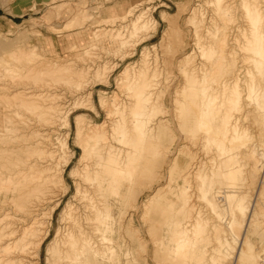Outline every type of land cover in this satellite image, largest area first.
<instances>
[{
	"label": "rangeland",
	"instance_id": "374dc122",
	"mask_svg": "<svg viewBox=\"0 0 264 264\" xmlns=\"http://www.w3.org/2000/svg\"><path fill=\"white\" fill-rule=\"evenodd\" d=\"M58 3L59 5L61 4V7H59ZM212 5V0H56V2L55 0H0V126L4 127L2 120L3 102L9 98L13 99L15 97V100H17L23 97H20L22 87L19 86V82L22 84L27 82V84H34L35 86L36 84H42L44 81H52L57 87L50 89L51 91L49 90L48 93H54V95L58 96L62 112L68 111L67 124L65 123L64 126L55 130L58 133L54 136L58 135L59 139L64 138L63 134L68 132V148L65 153L67 157H70V160L65 167L66 171L63 172L64 182L57 183L52 192L61 190L65 186L67 189L60 196L59 203L52 212L48 233L38 247L37 253L32 249H30V252L25 253L26 264H56V244L53 239L57 229L62 227L60 211L67 199H71L74 192L73 174L69 175V172L74 170L77 159L81 154V149L77 143L80 137L76 135L74 118L76 116L81 117L84 123L87 122L89 124L103 121L106 117V111L103 107H100V98L106 99L108 105H110L109 100L113 96L116 97L115 103L121 102L123 99L126 100V95L124 96L125 93L122 90L123 87H118L117 83L124 81L126 85L130 81L135 80L152 81V84L155 85L153 96L157 95L154 96V99H151L152 107L150 111H152V117L150 115L142 117L148 118V122L142 126L144 128L143 136L141 137L140 134L130 154H135L134 156L137 159L128 165L129 170L127 172L130 173L125 172L128 175H125L127 183L114 194L118 201L115 207L111 209L113 217H110L111 225L106 232L109 244L105 247L104 255L99 254L100 256L97 255L92 259L93 263L264 264V198L259 196L258 192V190L264 192V187L260 188L257 185L259 184V178H256V175H250L248 172L250 159L245 154L241 155L257 143L258 138L263 133V121L258 113L255 115L247 113L245 117H242L239 110L240 106H242L241 103L242 101L243 103L249 102L251 97L245 96V100L241 99V101L234 102V104L232 102V105H236L235 107H238V109L233 108L230 104L231 99L237 97L236 93L238 90H242L241 95L244 92L247 95L251 91L249 69L254 70V67L248 58L252 56V53L248 54L249 50H244L237 46L234 49L233 47L232 49L231 47H224L221 50L220 21L216 20L215 13L213 14ZM54 6L57 8H54ZM58 7L59 10H55ZM142 12L149 16L147 19L148 24L145 27H140L138 23L137 26L135 25L137 15L143 14ZM83 14L87 15V18L83 17ZM79 15L81 19L78 18ZM73 18L81 20V25H76L69 29L62 28L64 24H69L70 22L73 25L75 23ZM205 22L210 24L207 25ZM214 24L216 27H213L215 26ZM50 25L58 30H51ZM215 28L217 30L213 32ZM208 30H210L209 33ZM197 35L199 38H197ZM200 35L203 36L201 37ZM200 45H202L201 49ZM32 49L34 52L30 55V50ZM213 49L217 52L220 51L219 55ZM224 51L227 52L225 53ZM244 51L246 54H242ZM36 53H38L37 56ZM206 54L209 55L208 58ZM30 62H32V65L39 64L38 71L36 67L34 68L36 70H33ZM46 62H48V65H46ZM230 62L235 70L230 65ZM44 63L48 69L43 65ZM62 64L69 66L63 70L64 66ZM29 65L32 69L28 68ZM193 65H196L195 68H193ZM41 67L42 69H40ZM124 68L128 72V77L119 80L120 77L118 75ZM205 68L208 69V73ZM188 70L190 71L188 72ZM231 71L233 72L231 73ZM196 72H199V74ZM228 74L233 76L229 77ZM49 76H56L54 78L58 82ZM219 76L222 78L220 81H234L229 85L230 89L228 85L226 86L228 91H230V93L226 94V96L229 95L227 97L220 94ZM223 76H225L224 80ZM40 78L43 80H40ZM240 78L243 79L241 80ZM15 81L16 83L19 82L16 84L14 83ZM54 82H57L60 86ZM81 82H83V85ZM242 86H245V88ZM202 92L205 93L203 94ZM221 109H223L222 112ZM227 111L232 112L230 114L231 117L225 114ZM31 115L26 114L25 116L31 117ZM220 115L225 116L227 125H230L233 121L239 122V126H241L238 135L242 136L231 141L220 142L224 125L221 122L222 120H220V123L214 122L215 116L218 117ZM112 118L113 116L107 120L111 121ZM201 122H203V126L200 125ZM242 126L243 128H241ZM126 127L128 128V125ZM210 127L212 133H209ZM254 127L255 129H253ZM39 128H41L39 132H42V127ZM34 129H37V127L31 125L28 131ZM50 129V125H48L45 132H49ZM140 129L141 126L138 127L137 131L130 129L127 134L132 133L133 136H136ZM205 131H208L207 134ZM59 139H56L55 142ZM203 139L208 141L207 144L206 142L204 143ZM45 140L47 142V139ZM217 142H220V144ZM233 142H235L234 146H237L238 149L230 146ZM208 144H212L210 145L211 147ZM215 146L220 147V149H217L218 152L222 149L224 153L222 155L228 157L230 155L232 157L230 164L237 168L232 175L225 177L226 185L223 191L225 190L226 192L220 190V193L224 195L218 196L220 207L215 210L211 209L208 204V199L211 198L212 193L208 191V194V192H202L201 189L195 188V179L190 176L191 187L187 193H183L184 198L182 200H180L182 198L180 197L181 194L179 195L180 199H178L176 206L181 202L185 201L184 203H186L189 201L194 204V207L198 205L197 207L202 210V214L198 220L199 224L197 223V232H194L195 236H193L194 233L192 234L193 230L189 231V236H187L186 240L188 244L185 243L186 246L183 244L178 248L179 246L172 236V232L177 226L176 224L179 221L182 222V217L185 214L182 211L175 212L174 209L169 214L168 209L163 210L162 213L160 211L161 202L156 200L154 193L157 189L163 188L161 193L163 195L162 200L169 193L170 196L172 194L170 192L171 189L166 188L169 178L172 177L173 188L174 183L179 181L178 174L181 172V166L191 160L190 157L193 155L195 158L217 155L218 152L215 150ZM48 147L50 148V146L43 148L46 155H48ZM207 151L209 153L211 151V153L207 154ZM262 151H264V146L258 147L257 158L263 167L264 157L261 158L258 155V152ZM60 152L57 150L53 154L56 156ZM174 160L177 161V165L172 167V174L169 175L170 163ZM204 171L207 170L205 169ZM221 172L222 168L220 169ZM259 175L264 177V172L259 171L258 177ZM204 176L205 173H200L195 177L196 182L200 183ZM247 179L250 180L251 184L248 183ZM246 182L249 184L248 191L245 189L247 188ZM227 190H234L235 194L243 195L244 201L248 202L249 207L252 206L250 208L251 212H246L244 222L228 223L227 218L232 212L230 204L231 194L233 193L231 191L227 193ZM50 192L48 191L47 193L48 200L51 197L48 195H52V192ZM206 193L208 194L207 197ZM257 196L261 197L262 201ZM196 197L199 199H196ZM256 199L259 204L256 206L258 208L255 207L256 209L253 212ZM45 202L48 203L49 201ZM201 220L204 221L202 222ZM204 229L207 230L204 231ZM235 235L236 237H234ZM229 239L230 241H228ZM173 242L174 244H172ZM248 245L253 248L249 249ZM187 247L188 250L186 249ZM196 247L199 248L193 251L192 248L195 249ZM181 248H183L182 252Z\"/></svg>",
	"mask_w": 264,
	"mask_h": 264
},
{
	"label": "bare ground",
	"instance_id": "6f19581e",
	"mask_svg": "<svg viewBox=\"0 0 264 264\" xmlns=\"http://www.w3.org/2000/svg\"><path fill=\"white\" fill-rule=\"evenodd\" d=\"M212 3H213L212 8L214 10L213 14L215 13L216 20L220 21V48L221 50L224 47H229V48L231 47V49L233 47L234 49V47L237 46L238 48L241 47L244 50H249L248 54L252 53V56L248 58L254 67V70L253 69L251 70L248 68L250 70L249 73H250V80H251V84H250L251 91L247 95H246V92H244L243 95H241L242 90H238L237 93L235 92L237 97H234L233 99H231V101L230 100L229 101L231 102L230 104L232 105V102L234 104V102L241 101V99L245 100V96L251 97L249 102L247 101L246 103H243L242 101L241 103L242 106H240L239 110H240V113L242 114V117H245L247 113H250L251 115H255L258 113L262 117V121H263L262 122L263 123L262 132L263 133L261 134L259 138L256 136L258 138L257 143H255L251 148L249 146L250 149L248 151H244L241 154V155L245 154V156H247V158L250 159L249 160L250 169L248 168L249 170L248 172L250 173V175H256L257 176L256 178H259V182H258L259 184L257 185L260 186V188H262L264 187V177H260V175L258 177V173L259 171L264 172V166L262 167L261 163L258 162L257 150H258V147L264 146V0H212ZM59 7H61V4L59 5ZM59 7L58 9H55V10L58 11ZM54 8H57V7L54 6ZM76 14H78V12H76ZM82 16L84 17L85 15L83 14ZM85 17L87 18V15ZM148 17L149 16H147L146 13L137 15L135 19L136 20L135 25L137 26V23H138L140 24V27H145V25L148 24V20H147ZM75 18H73L75 21L73 25L70 24L72 23L70 22L69 24H64L62 28L69 29L70 27L73 28L76 25L78 26L81 25L80 23L81 20L80 21L79 19L75 20ZM78 18H80V15L78 16ZM206 18L208 19V17ZM205 23L207 24V22ZM213 27H216V25ZM50 28L51 30H56V31L58 30L56 27L53 28L51 26ZM216 30L217 28H215V31L213 30V32H216ZM209 31L210 30H208V33ZM197 38H199V36ZM200 40H204V39H200ZM201 46L202 45H200V49H201ZM213 51L215 52L216 50L213 49ZM33 52H34L33 49L30 50V55L31 53L33 54ZM203 52H204V49H203ZM209 52H210V48H209ZM219 52H217L218 55H219ZM244 53L245 51L242 54ZM37 54L38 53H36V56ZM208 56L209 55H207V58ZM207 58H206V61H207ZM29 59H31V57ZM231 62H230V65H231ZM31 63L32 62H30V64ZM46 63H47L46 65H48V62ZM204 63H203V66H204ZM38 65L31 64V66L33 67V70L35 67L37 69L39 67ZM43 65H45V63ZM53 66H54V63H53ZM67 66L65 65L63 70H65ZM193 66H194L193 68H195L196 65H193ZM29 67L30 65L28 66V68ZM125 68L118 75L120 77L119 80L126 79L128 77V72L126 70L127 68L126 69ZM191 68H192V65H191ZM40 69H42V67ZM189 71L190 70H188V72ZM233 71H231V73ZM206 72L208 73V69ZM196 73L199 74V72H196ZM198 74L196 75L198 76ZM223 75H226V74H223ZM228 75L229 77L231 76L230 74ZM197 76L196 78H198ZM54 77L56 78V76ZM54 77H51V78L55 79ZM78 78H79V74H78ZM224 78L225 76H223V80ZM220 79L222 78L220 77L219 81ZM40 80H43V79L40 78ZM57 82H54V83H57ZM204 82H205V79H204ZM232 82L234 81H229V80L220 81V87H219L220 94L224 95L225 97L229 96V95L226 96V94L228 92L230 93V91H228V88ZM14 83H16V81ZM81 83L83 85V82ZM152 83H153L152 81H136L135 80V81H130L128 84L125 85L124 81H119L117 83V86L123 87L122 90L124 91L123 93H125L124 96L126 95V100L123 99V101L115 103L116 97L113 96L112 99L109 100L110 105H108L106 99L100 98V105H101L100 107H103V109L106 111V117L103 121L96 122V123L92 122L93 124L91 123L89 124L86 121H85L86 123H84V120L81 117L76 116L74 118L73 122H74V128L76 131V135L80 137V140L77 143H78L79 148L81 149V154L79 158L77 159L74 170L69 172V175L73 174L72 183L74 186V192L72 193L71 199H67L64 207L60 211V217H61L60 219H62V227H60V229H57L56 234L53 239L54 243L56 244V255H55L56 264H94L92 260L94 257H96L99 254L104 255L105 247L107 246V244H109V242H107L109 238L107 237L106 232L109 230L110 225H111V222L109 221L110 217H113L111 214V209L112 207H115V204L118 201L116 195L114 194H116L117 191L127 183L125 181L126 179L125 175H127L125 172L129 170L128 165L133 163L137 159V157L134 156L135 154L134 155H130V154H131V151H133L132 148L134 147L136 141L139 139L140 134H141V137L143 136L142 133H144L143 131L144 128H142V126L146 125V123L148 122L147 120L148 118H142V117H146V115H150V116L152 115L151 114L152 111H150L152 107L151 99H154V96L157 95L156 94L153 96V94L155 93L153 91L155 85ZM18 84L20 87H22V94L20 97L22 96L23 97L17 100H15V97H13V99L9 98L3 102L4 110L2 111V114H3L2 120L4 122V127L0 126V264H26L27 259L24 258L25 253L30 252L31 251L30 249L34 250L35 252L37 251L42 240L46 237L48 233L49 226L51 224L52 212L58 205L60 196L63 195L67 189V187L65 186L64 188L62 187L61 190L52 192V190L54 189L57 183L64 182L63 172L66 171L65 167L69 163V160H70V157L69 156L67 157L66 156L67 154L65 153L68 148V144H67L68 132L63 134L64 138L59 139L58 135L54 136L55 134L58 133L55 130H58L59 127L64 126V124L67 121V115H68V111H66L67 113L61 111L60 103L58 101L59 99L58 96L56 94L55 96L54 93L53 94L48 93L50 89L55 88L57 86L53 84L52 81L50 80L49 82L44 81L42 84H39V85L36 84L35 86L34 84L33 85L27 84V82L24 84L19 82ZM217 85L219 84L217 83ZM227 85H228V88L226 87ZM242 87L245 88V86H242ZM247 87H248V83H247ZM211 91L213 92L212 89ZM212 92L210 93L212 94ZM239 98L240 100H238ZM235 106L236 105H234L233 108ZM220 107H221V104H220ZM235 108L238 109V107H235ZM222 110L223 109H221V112ZM113 113L115 115H111ZM26 114L28 115L32 114V115L31 117H27L25 116ZM225 114L229 116L230 114H232V112L230 113L229 111H227L225 112ZM112 116H113L112 120L108 121L107 119H109V117H112ZM224 117H225L224 115H220L218 117L215 116L214 118V122L220 123V120H222L221 122H223V125H224L221 131L222 133L220 136L221 137L220 142L228 141V140L231 141L234 138H239L240 136H242V135H238V132L241 126V125L239 126L240 123L239 122L237 123L236 121H233V122L230 121L231 124L227 125V120ZM203 122H201L200 125L203 126ZM31 125L36 126L37 129L28 131ZM48 125H50L51 129L49 132L46 133L45 130ZM127 125H128V128L126 127ZM140 126H141V129L139 130L138 135L133 136L132 133L127 134V132L130 131V129H133V131H137L138 127ZM39 127H42V132L41 131L39 132V130L41 129ZM241 128H243V126ZM253 129H255V127ZM207 132L205 131L206 134ZM209 133H212L211 127H210ZM45 139H47V142ZM56 139H59V140L55 142ZM205 142L207 144L208 141H204V143ZM220 142L219 143L217 142V143L220 144ZM239 142H240V139H239ZM234 145H235V142H233L230 146H234ZM45 146H50V148L48 147V150H47L48 155H46L44 152L43 148ZM215 147H216L215 149L216 151L218 148L220 149V147H217V146ZM56 149L61 152L55 156L53 153L57 151ZM236 149H238V147ZM236 149H233V150H236ZM201 150H203V148H201ZM203 151L205 152V150ZM220 151L222 152V149ZM220 151L219 152L217 151L218 152L217 155L214 153L215 155H208L206 157L202 156V157L195 158V156L193 155L192 157H190L191 160H188L187 163L181 166V172L178 174L179 181L174 183L173 188H172V183H171L172 177L169 178L168 185L166 186V188L171 189L170 192L172 194L170 196H169L170 194L169 193L162 200L163 195L161 193L163 191V188L157 189L154 193L156 200L161 202L160 211H162V213H163V210L168 209V214H169L170 211L171 210L173 211L174 209L175 212L182 211L183 214H185L184 217H182L183 218V220H181L182 222L179 221L176 224L177 226L172 232V236L175 238V241L177 245L179 246L178 248H180V245H183V244L185 245L187 236H189L188 235L189 231L193 230L192 234L194 232L195 233L197 232L196 228L198 227V224H199L198 220L201 218V214H202L201 213L202 210L197 207L198 205L195 206L196 209H194L195 208L194 204L190 203L189 201H187L186 203H184L185 201L181 203L178 202L179 205L176 206L178 199L182 197L180 199L182 200L184 198L183 193L184 192L187 193L191 187L190 185L191 181L189 180L190 176H193V178L195 179V185H194L195 188L201 189L202 192L209 191L212 193L211 198L208 199V204L211 206V209L215 210L220 207V201H219L220 199L218 200L219 198L218 196H221L222 194L220 193V190L223 191V189L225 188V185H226L225 177H227L228 175H232L235 169L237 168V167H233L232 164H230V159H232V157L230 155L229 157L226 155H222L224 153L223 152L221 153ZM208 153L209 152L207 151V154ZM258 155L261 158L264 157V151L258 152ZM176 163H177L176 160L170 163L169 175L172 174L171 169L172 167L177 165ZM221 168H222V172L220 173ZM205 169L207 171H204ZM243 170H245V168H243ZM202 172L205 173V176L203 177V179H201L200 183H197L198 181L196 182L195 177H197L200 173L202 174ZM127 173H130V172H127ZM248 183L251 184L250 180H248ZM248 183L246 182L247 188H245L247 191H248V186H249ZM48 191L52 192V195H48L49 197L51 196L50 200L47 199ZM229 191L233 193V194L230 193L231 194L230 206H231L232 212L230 216L227 218V221L229 224H235L236 222L238 223L244 222L245 214L248 211L251 212L250 208H252L251 205L253 204H251L250 205L251 207H249L248 202L244 201L243 195L241 196V195L235 194L234 190H229ZM229 191L227 193H229ZM258 192L260 194L258 195L264 198L263 197L264 192L259 191V190ZM219 193L220 195H218ZM208 194L206 193V197ZM196 199H199V198L196 197ZM258 199H261V197L260 198L258 197ZM45 201H49L48 203L50 204L48 205V203H46ZM221 204L223 205V202ZM258 204H259V201H257L256 199V201L254 202L253 212L255 211L256 208H258L256 207ZM261 204L263 205V203ZM261 204L260 206H262ZM205 230L207 229H204V231ZM195 233L193 236H195ZM234 237H236V235ZM228 241H230V239ZM172 244H174V242ZM191 245L193 244L191 243ZM198 248L199 247H196L195 249L192 248V250L194 251V250H197ZM248 248L252 249L253 247L251 245H248ZM182 249L183 248H181V252H182ZM186 249L188 250V247Z\"/></svg>",
	"mask_w": 264,
	"mask_h": 264
},
{
	"label": "crops",
	"instance_id": "0c3cea01",
	"mask_svg": "<svg viewBox=\"0 0 264 264\" xmlns=\"http://www.w3.org/2000/svg\"><path fill=\"white\" fill-rule=\"evenodd\" d=\"M71 44H74V43H71Z\"/></svg>",
	"mask_w": 264,
	"mask_h": 264
}]
</instances>
